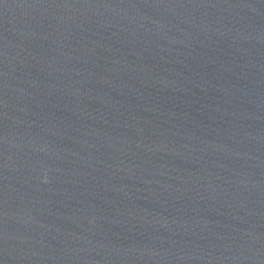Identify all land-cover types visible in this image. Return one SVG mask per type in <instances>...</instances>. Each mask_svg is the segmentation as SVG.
Masks as SVG:
<instances>
[{
    "label": "water",
    "instance_id": "obj_1",
    "mask_svg": "<svg viewBox=\"0 0 264 264\" xmlns=\"http://www.w3.org/2000/svg\"><path fill=\"white\" fill-rule=\"evenodd\" d=\"M0 264H264V0H0Z\"/></svg>",
    "mask_w": 264,
    "mask_h": 264
}]
</instances>
